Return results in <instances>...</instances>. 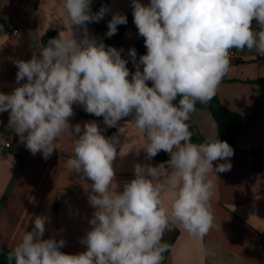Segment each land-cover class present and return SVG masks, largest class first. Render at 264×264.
Segmentation results:
<instances>
[{
  "label": "clouds",
  "instance_id": "1",
  "mask_svg": "<svg viewBox=\"0 0 264 264\" xmlns=\"http://www.w3.org/2000/svg\"><path fill=\"white\" fill-rule=\"evenodd\" d=\"M91 4L61 0L67 34L38 43L30 60H17L16 82H25L10 94L0 92V113L9 112V128L32 155L48 159L54 150L64 151L57 146L62 134L75 138L66 167L93 182L88 202L95 211L80 240L86 250L60 251L66 241L44 239L45 218L37 216L9 253L10 264H163L171 247L163 241L165 232L182 227L202 241L214 227L209 173L230 171L234 149L218 139V131L193 142L188 121L197 102L216 95L232 49L264 55V0H132L134 24L147 49L138 61L136 49L128 50L134 73L121 57L123 48L106 47L90 35L87 25L109 11L102 6L92 13ZM124 24L126 15L113 13L106 35ZM77 103L110 128L131 117L144 137L136 154L143 149L151 160L164 151L170 159L155 167L134 164L135 178L117 191L113 162L126 142L118 135L106 138L96 121L70 124ZM217 160L225 162L214 169ZM165 190L172 193L170 203ZM208 254L201 245L200 255Z\"/></svg>",
  "mask_w": 264,
  "mask_h": 264
},
{
  "label": "crops",
  "instance_id": "2",
  "mask_svg": "<svg viewBox=\"0 0 264 264\" xmlns=\"http://www.w3.org/2000/svg\"><path fill=\"white\" fill-rule=\"evenodd\" d=\"M98 1L108 7L110 19L116 12L126 15L128 29L121 38L116 34L108 37L109 19L104 16L99 23L87 25L89 33L103 41L106 47L123 48L121 57L128 61L130 73H134L136 69L128 50L134 43L145 44L134 24L132 0ZM140 3L148 5L150 0H140ZM91 11L98 12L92 6ZM0 19L4 21V24L0 23V92L10 94L25 82L17 84L15 62L30 60L46 32L67 34V29L60 23L63 21L66 25L67 17L61 0H0ZM12 30H17V33L13 34ZM62 31L65 32L60 33ZM232 50L239 57L231 60L230 70L222 78L215 96L227 109L240 114L243 121L236 143L238 151L230 158L231 170L209 173V179L215 184L211 200L214 227L202 241L191 238L182 227L165 232L163 241L171 247L164 253L163 264H264L259 244L264 229V170L256 172L251 167L258 148L264 151V114L261 112L264 108V56L258 58L255 50ZM146 53L147 49L144 55ZM147 83L152 86L151 81ZM207 106L208 102H197L190 117L193 131L204 140L217 133ZM73 111L75 115L69 118L72 125L83 127L84 122L96 121L102 134L109 128L103 117L86 113L78 103L73 105ZM8 124L9 112L0 113V134L3 135L0 143V264H10L9 253L22 235L32 230L37 216L45 218L44 239L54 237L66 241L60 251L66 254L85 251L86 246L80 240L90 230L89 220L95 211L88 202L93 182L66 167L75 138L62 134L57 146L64 151L56 149L48 159H44L41 153L32 155ZM113 128L117 130L120 143L126 142V147L113 162L117 191H122L123 184L135 178L134 164L155 167L158 163L155 157L148 160L143 149L139 155L136 154V149L144 143V137L131 117L123 118ZM6 142L10 143L7 148ZM117 152H120L119 145ZM159 153L170 157L164 151ZM224 162L214 161V169ZM163 197L166 203L173 199L167 190ZM201 245L208 250L207 256L200 255Z\"/></svg>",
  "mask_w": 264,
  "mask_h": 264
},
{
  "label": "trees",
  "instance_id": "3",
  "mask_svg": "<svg viewBox=\"0 0 264 264\" xmlns=\"http://www.w3.org/2000/svg\"><path fill=\"white\" fill-rule=\"evenodd\" d=\"M92 7H94L97 11L100 10L102 7V4L98 0H92ZM109 20H111L108 15H105ZM0 23L4 24V21L0 19ZM128 29V21L127 24L124 25H118L117 26V37L121 38L123 35H125L126 31ZM58 34L55 31H49L43 34L40 38V43L43 45H46L48 40H50L53 37H57ZM133 47L136 49L137 52V57L139 58L140 56L144 55L146 52L145 46L142 43H134ZM127 66V65H126ZM228 81H231L230 78L227 79ZM179 99V98H178ZM177 99V103H178ZM208 111L214 120V123L216 125V130L218 131V137L219 140L221 141H227L230 146L234 149L235 151H238L236 148V143L238 139V134L240 127L242 125L243 118L240 114L233 112L229 109H227L225 106H223L218 98L214 96L209 102H208ZM188 123L190 124V131L193 133L192 136V141L193 142H203L204 139L201 138L199 135H197L193 131V127L191 125V121L189 120ZM103 135L108 138L112 137L117 134V130L113 127H109L104 130ZM1 152V149H0ZM170 159L169 156L158 153L155 156V160L160 165L163 162H166ZM251 167L254 171L256 172H261L264 170V151L260 148L257 150V154L255 157H253L252 162H251ZM260 248L262 251L263 259H264V229L261 233L260 240H259Z\"/></svg>",
  "mask_w": 264,
  "mask_h": 264
},
{
  "label": "built area",
  "instance_id": "4",
  "mask_svg": "<svg viewBox=\"0 0 264 264\" xmlns=\"http://www.w3.org/2000/svg\"><path fill=\"white\" fill-rule=\"evenodd\" d=\"M12 33L13 34H16L17 33V30H12ZM230 55H231V60H237L238 59V54L235 52V51H233V50H231V53H230ZM264 55H260V54H258L257 55V57L258 58H262ZM261 112H262V114H264V108H262V110H261ZM10 146V143L9 142H6L5 143V147L7 148V147H9Z\"/></svg>",
  "mask_w": 264,
  "mask_h": 264
}]
</instances>
